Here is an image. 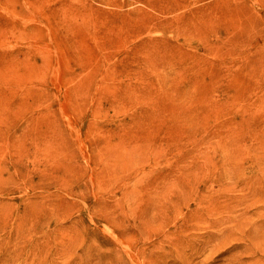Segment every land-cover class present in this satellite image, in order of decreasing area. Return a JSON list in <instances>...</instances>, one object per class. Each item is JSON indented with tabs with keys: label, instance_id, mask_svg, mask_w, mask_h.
<instances>
[{
	"label": "rangeland",
	"instance_id": "374dc122",
	"mask_svg": "<svg viewBox=\"0 0 264 264\" xmlns=\"http://www.w3.org/2000/svg\"><path fill=\"white\" fill-rule=\"evenodd\" d=\"M0 264H264V0H0Z\"/></svg>",
	"mask_w": 264,
	"mask_h": 264
}]
</instances>
